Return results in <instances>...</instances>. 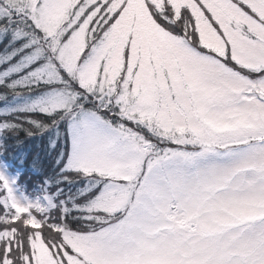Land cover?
<instances>
[{"label":"snow or ice","instance_id":"snow-or-ice-1","mask_svg":"<svg viewBox=\"0 0 264 264\" xmlns=\"http://www.w3.org/2000/svg\"><path fill=\"white\" fill-rule=\"evenodd\" d=\"M0 89L84 180L0 172V264H264V0H0Z\"/></svg>","mask_w":264,"mask_h":264},{"label":"trees","instance_id":"trees-1","mask_svg":"<svg viewBox=\"0 0 264 264\" xmlns=\"http://www.w3.org/2000/svg\"><path fill=\"white\" fill-rule=\"evenodd\" d=\"M0 91H3V89H0ZM13 98L14 94H9L6 98L0 99V111L2 113L14 109L12 103ZM11 105L13 106L11 107ZM19 115H29L37 120L42 119L45 122L49 120V117L43 116L38 112L19 113ZM24 127L33 132V135H27L22 129H14L12 132L0 135V141H2L0 143V152H2L0 154V160L6 162L10 169L12 168L15 173L19 174L18 186L22 192L30 195L36 190L33 191L30 188L32 181L28 180L27 174L25 173V169L30 165L31 167L34 165L36 166V170L39 167V169L42 168L41 170L53 179L55 185L62 189V192L67 193L66 191L74 185L73 182L59 180L61 175H68L70 177L71 174L74 175L71 172L61 173L59 171L63 168L65 159L67 158L68 145H66V133L64 134L65 143L62 145L61 140L56 138V133L53 129L40 132L38 128H34L31 124L27 123H24ZM60 127L64 129L65 126L61 123ZM53 142H55L54 147L52 146ZM62 148L64 149L63 155H61ZM79 180L76 181L78 182ZM34 193L40 196L38 191ZM65 204L69 207L71 201L66 199Z\"/></svg>","mask_w":264,"mask_h":264},{"label":"rangeland","instance_id":"rangeland-1","mask_svg":"<svg viewBox=\"0 0 264 264\" xmlns=\"http://www.w3.org/2000/svg\"><path fill=\"white\" fill-rule=\"evenodd\" d=\"M37 98H38V92H36V91H34V92H21V94L18 96L14 95V98L12 99V103L14 106L11 105V107L13 106V108H19L23 105L30 103L31 101H33ZM0 113H2V111H0ZM66 145H67V142H66ZM66 159H65V161H66ZM64 165H65V163H64ZM39 168L36 170V166L33 165L31 167V165H30L27 169H25V173L27 174L28 180L32 181V185L30 188L33 191L36 189L34 192L38 191V193L40 194V196H38V195H35V193L33 192V194L29 195L25 192L20 191V189H19V186H18L19 174L15 173L12 170V168L10 169L7 166L6 162H3L0 160V172L5 174L6 176H8L10 179L15 180V184L13 187H14L15 194L17 196H21V194H23L26 197L35 199L37 197H42L46 193L50 194V193H56L57 192V189L59 187L55 185V182L53 181V179L50 176H48L46 173H44L41 170L42 168L41 169H39ZM63 168H64V166H63ZM23 172H24V170H23ZM71 176H73V175L71 174ZM73 184L74 185L66 191L67 193L62 192L63 196L61 195V193H57V195L61 199H65L66 197L69 198V197L74 196L77 192L78 187L83 186L84 180L81 179L78 182L75 180L73 182ZM79 202H80L79 200L76 201V203H79ZM65 203H66V199H65ZM69 207H71V204L69 205Z\"/></svg>","mask_w":264,"mask_h":264}]
</instances>
